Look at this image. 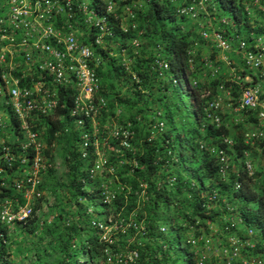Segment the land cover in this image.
Here are the masks:
<instances>
[{
	"label": "built area",
	"instance_id": "2783aa9c",
	"mask_svg": "<svg viewBox=\"0 0 264 264\" xmlns=\"http://www.w3.org/2000/svg\"><path fill=\"white\" fill-rule=\"evenodd\" d=\"M148 1L0 0L1 226L16 224L24 227L33 217L32 202L37 196L38 176L43 170L37 122L49 120L57 109L64 108L59 92H71L72 105L65 109L67 122L72 123L73 130H82L76 140L81 158L85 159L88 152L98 155L95 139L89 141L86 133L88 126L94 128L95 115L105 107L104 99L99 96L100 84L95 72L102 60L94 52L101 49L104 39L113 37L112 25L122 34L134 32L135 14L146 8ZM209 1L191 0L187 7L177 8L176 14L193 18L198 13L196 9ZM252 5L261 9L264 0H252ZM244 11L249 14L247 8ZM121 19L129 21L126 27H122ZM220 22L224 24L223 20ZM79 29L87 30L89 34L79 36ZM199 35L202 40L211 41L220 53L239 54L242 68L256 75L259 83H264V42L261 36H250L247 41V36L243 34L233 33L226 37L209 29L201 30ZM158 65L166 68L162 63ZM230 81L239 89L236 109L253 114L258 123L253 132L243 134V143L263 141V90L259 84L253 83L249 75ZM215 109L209 104L205 109V118L217 127L219 120L213 114ZM57 119L62 121L64 118L59 115ZM62 127L61 130L66 133L68 126L64 123ZM223 143L226 147L231 146L229 140H223ZM122 144L126 146L125 142ZM213 153L217 175L224 177L230 165L224 149L216 148ZM246 154L245 150L241 153L240 169L246 178H250L253 171ZM99 162L96 159L87 167V177L90 178L93 170L102 165ZM241 187V182L233 183L234 191ZM140 193L139 196H142L143 191ZM208 200L215 202V194H211ZM110 201L104 202L108 204ZM238 224L242 235L232 233L221 251L212 253L211 264H264V243L254 239L255 231L244 227L240 217ZM228 226L233 229L234 224ZM94 228L102 230L99 224ZM0 239H4L1 231ZM98 240L107 264H136L134 250L111 256V241L104 236ZM206 244L207 240L204 241ZM196 264H202L201 258Z\"/></svg>",
	"mask_w": 264,
	"mask_h": 264
},
{
	"label": "trees",
	"instance_id": "16d2710c",
	"mask_svg": "<svg viewBox=\"0 0 264 264\" xmlns=\"http://www.w3.org/2000/svg\"><path fill=\"white\" fill-rule=\"evenodd\" d=\"M190 1L186 0L184 5L179 7H187ZM206 4L210 5L209 21H214L213 11L214 4H216L221 16L226 13L230 15L229 20L236 33H240V28H242L245 33L264 35V27L257 23L253 29L249 27V18L243 12L240 0H210ZM179 7L170 0H149L145 10L135 14L136 29L134 32L122 34L113 27V34L116 35L114 40L119 43L120 48L123 49L126 42L136 41L138 43V53L134 57V66L131 68L137 78V85L131 83L132 95L128 94L119 98L117 93L113 92V100L108 101L107 104L111 107L113 103H117L127 108L128 118L126 121H129L132 132L130 144L135 148V152L132 154L134 167L124 165L118 172V181L124 190L113 196L107 210L115 218L123 221L133 214V220L142 224L141 238L148 241L141 243V247L134 249L129 243H119L122 249L135 250L136 264H177V251L181 252L184 264H195L194 255L189 251L185 238L181 239L180 237V232L185 228L176 225L180 222V224L184 223L185 227L194 226V229L203 228L205 230L207 223L216 216L215 212L207 210L209 195L213 191L216 201L225 198L229 203L230 201L237 202L236 211L241 223L246 228L253 229L255 231L254 238L258 242L264 243V172H256L252 177L246 178L244 172L238 169L235 173L228 172L226 181L220 183L215 160L207 154L205 149L200 148L207 144L223 149L222 140L230 138L232 149L236 155H241V151L247 149V145L242 143L243 132L240 128L230 132L224 126L215 127L211 121L205 118L206 102L212 100L217 86L222 85L229 91L231 105L234 108L237 106L239 89L230 81L220 82V80L209 82L206 84L207 87L196 84V88L192 91H186L179 86L183 82V77L189 76V52L196 36V26L194 27L193 24L196 22L192 21L195 20L194 17L178 16L176 9ZM203 29L205 28L198 30V36ZM222 30L228 32L231 29L223 27ZM98 54L104 63H101L95 72L100 81L99 95L105 96L104 87L116 88L119 78L125 74V69L119 64L116 65L112 60H105L106 55L102 51H99ZM155 56L168 65L167 74L175 80L178 86L169 89V98L165 93L156 96V99L166 98V103L163 105L166 130L163 135L149 140V133L143 131L147 124L142 118L148 107L140 91L145 90L149 95L152 93L156 75L150 72L149 66L155 60ZM241 72V74L244 73L243 69ZM193 77L195 76H191V79H194ZM169 82L171 83V80ZM166 87H163V91L167 90ZM136 88L139 90L135 91ZM203 88L211 90V95L201 97L199 90ZM59 96L64 108L57 109L54 116L45 123L48 143L52 140V134L56 129L67 123L65 108L72 105L70 91L59 92ZM59 115L63 116L64 121H58L57 116ZM241 115L246 116L249 123H256L255 116L248 111L242 110ZM80 131L82 132V130ZM80 131H70L66 140L68 142L77 140ZM259 146L264 154V142H261ZM70 156L74 158L73 154ZM173 158H175L174 161H172ZM82 166V162L76 161L70 166V169L73 171L72 173L75 171L77 173L78 168ZM87 166L90 165L87 164ZM161 169H164L165 173L157 175V171ZM75 174H72L68 180V186L72 189L70 191L71 199H91L94 196V191L89 194V191H86L82 186L83 183L75 180ZM168 180H172V182L167 183ZM236 181L241 182L242 187L234 192L232 185ZM138 182L146 185L144 199L139 196ZM252 182L254 183L251 184ZM204 184H208L209 189H204ZM249 205L253 207H249ZM164 214H169L172 222L167 231L172 232V226H176L170 236L164 235L158 230L160 223L167 222L163 217ZM69 219L71 220L70 225L63 233L57 235L62 255L58 264H74V260L69 256L68 244L77 235L75 224H78L79 228L87 227L90 224L88 216L80 213L79 209L72 213ZM28 226L26 230L31 232L33 228ZM130 232L133 231L130 230ZM82 234L80 248L85 255L101 253L102 245L97 234L88 231V229L83 230ZM149 241L152 242L151 245L148 244ZM160 242H165L166 249L158 257ZM174 243H176V251ZM2 255L3 251L0 247V264H4Z\"/></svg>",
	"mask_w": 264,
	"mask_h": 264
},
{
	"label": "rangeland",
	"instance_id": "374dc122",
	"mask_svg": "<svg viewBox=\"0 0 264 264\" xmlns=\"http://www.w3.org/2000/svg\"><path fill=\"white\" fill-rule=\"evenodd\" d=\"M171 1L179 7L183 6L186 0ZM243 2L249 9V27H252L253 29L255 23L264 27V6H262V9H257L248 3L250 0H243ZM144 8L145 7H143L142 10H145ZM209 9L210 5L204 3L201 7L196 9L198 13L194 17L195 20H192L193 22H196L193 23L194 27L196 26V36L193 40L192 49L189 52V76L187 78L183 77V82L179 85L186 91L194 90L196 84L207 87L206 84L213 80L227 82L230 81L229 79L241 76L242 73L240 55L220 53L214 48L211 41H203L199 38L200 35L198 36V30L200 28L218 30L220 32H223V27H228L231 31L233 30L230 24L231 21H229L230 15L226 13L221 16L216 4H214L213 11L214 21L208 22L207 20L210 18L208 12ZM221 19L228 21V26L221 24ZM120 23L122 27H126L129 21L121 19ZM113 27L115 28L114 25H112V28ZM81 31L80 29L77 30L79 36L82 34H89L87 30ZM240 33H243L242 28H240ZM115 37L116 35L113 34L112 38L104 39L100 44L101 49H97L94 52L95 56L99 57L98 52L102 51L106 55L105 60H112L116 65L119 64L125 69V74L119 78L116 88L108 89L107 87H104L103 91L105 96H103L102 92V95L99 96L104 99L105 107L95 115L94 128L88 126L86 130L89 141L92 142L93 139H95V142L97 143L98 155L95 156L88 152L86 158L83 159L80 156L81 151L79 150L76 140L73 142H68L66 140L69 132L73 131L71 122L66 123L68 126V131L66 133L61 130L63 124L56 129L52 134L53 138L49 143L46 139L47 127L45 123L47 121L41 120L37 122L42 144L39 154L43 170L38 176L39 184L36 189L37 196H35V200L32 202L33 217L27 222L30 226L26 224L33 229L29 232L26 230L27 226L21 227L14 224L3 227L0 225V231L4 236V239H0L4 264H58L62 255L59 249L60 243L57 235L63 233L70 225V215L77 209L80 210V213L88 216L90 224L87 227L81 226L82 228H79L77 226L78 224H75L77 235L74 237L72 236L73 240L68 244L70 252L69 256L70 259L74 260V264H107L104 262L102 253L97 255L90 254V256H92L90 257L87 254L85 255L84 251L81 250L80 240L83 238V230L86 229L90 232H95L98 239H101V237L104 236L105 239L111 241L109 249V254L111 256L129 251L125 248H121L119 244L121 242L129 243L134 249H136L141 247V243L148 241L147 239L141 238L142 224L133 220V214L130 215L126 221L115 218V216L107 210L110 203L107 204L104 202L110 201L111 196H115L124 190L120 186L117 176L123 166L129 165V167H134L132 154L135 152V148L130 144L131 137L128 135L131 132V125L129 121H126L128 118L127 108L123 105H118L117 103H113L111 107L107 106V104L108 101L113 100V92L117 93L116 95L119 98L128 94L132 95L133 92L130 88L132 86L131 83L137 85V78L134 76V72L131 68L134 66V57L138 53V43L136 41L126 42L125 47L122 49L120 48L119 43L114 40ZM262 42H264V37ZM154 59L153 63L149 66L150 72L156 75V80L153 82L154 86L151 90L152 93L149 95L145 90H142V92L140 91L144 100H146L148 107V110L144 112L142 118H144V122L147 124V127L143 128V131L149 133V140H153L159 137V135H163V132L166 130L163 118V105L166 103V98L156 99V96L165 93L166 97L169 98V89L178 86V84L175 83V80L171 79L167 74L168 65L161 61L158 56H155ZM157 60L159 63H162V65H165L166 68L158 65ZM101 63H104V61H101ZM190 74L191 76H195L193 77L194 79H191ZM169 80H171V83ZM163 87H166L167 90L163 91ZM138 90L139 89L137 88L135 89V91ZM210 92L211 90H207L206 88L199 90L201 97L210 96ZM227 93L228 90L222 85L217 86L214 96H212V100L206 102V107L209 104L216 107L213 114H215L219 120L218 125L224 126L230 132H234L237 128H240L243 134L253 132L254 127L258 126V123H249L246 120V116L241 115L242 110L232 107L231 96ZM227 139L231 140L230 138ZM124 142L126 143V146H123L122 143ZM261 142H264V140H254L247 144L243 143V145H247L246 158L250 162L254 173L264 172V154L261 152L259 146ZM204 146L207 149V154L214 157L213 151L215 147L207 144ZM224 153L227 157V162L230 163L226 173L234 171L237 165L242 164V157L236 155L233 149L227 147ZM71 154L74 155V158L70 156ZM96 159L102 162V165L97 170H93L91 177L89 178L86 175L87 167H89L87 164L92 165ZM174 160L175 158L172 159V161ZM76 161L82 162L83 166L78 168L77 173L76 171L72 173L73 171L70 169V166L76 163ZM164 173V169L157 171V175ZM72 174H75V180L77 182L84 181L82 186H84L86 191H89V194L94 191V196H92L91 199H71L70 191L72 189L68 186V180ZM79 175L83 176L80 177ZM226 178V174L224 177L218 176L220 183L226 181ZM170 182H172V180H168L167 183ZM253 183L254 182L251 184ZM137 188L138 190L143 191V195L140 197L144 199L146 185L138 182ZM206 188L209 189L208 184H204V189ZM213 193L215 192L213 191L211 194ZM237 206L236 201H230L229 203L225 198H220L215 202L209 200L207 210L215 212L216 216L212 221L207 223L205 230L203 228L194 229V226L185 227L184 223H177V227L180 226L185 228L180 232V237L181 239L185 238L189 251L194 255L195 264L200 258L202 264H211L213 262L212 253L221 251V248L225 245L226 240L232 235V233H237L238 230L241 231L240 225L238 224L239 216L236 211ZM249 207L253 206L249 205ZM163 217L167 222L164 224L160 223L158 225V230L162 234L170 236L175 231L176 226L173 225L172 232H168L167 228L171 226L172 222L169 214H164ZM91 223H94V225ZM230 223L234 224L233 229L229 228L228 225ZM97 224L102 227V230L94 228ZM130 230L133 232H130ZM238 234L242 235V232H239ZM191 240L194 241L193 244L190 243ZM206 240L208 241V244L205 246L204 241ZM148 244L151 245L152 242L149 241ZM175 244L176 243H174V247L176 251ZM158 248L159 252L157 255L159 257L162 254V251L166 249L165 242H160ZM169 254H171L170 251ZM182 259L181 252L177 251V264H184Z\"/></svg>",
	"mask_w": 264,
	"mask_h": 264
},
{
	"label": "clouds",
	"instance_id": "9594fccd",
	"mask_svg": "<svg viewBox=\"0 0 264 264\" xmlns=\"http://www.w3.org/2000/svg\"><path fill=\"white\" fill-rule=\"evenodd\" d=\"M171 1V0H170ZM241 1V5H242V7H243V12L246 14V12L244 11V9L245 8H247L248 9V7L247 6H245V4H244V2H243V0H240ZM250 5H252V0H250V2H248ZM253 6V5H252ZM262 6H264V5H262ZM256 8V7H255ZM262 9V8H261ZM248 11H249V9H248ZM246 16L248 17L249 16V14H246ZM221 20H223L224 21V19H221ZM230 21V20H229ZM227 23H228V21H224V25L225 26H228L227 25ZM222 24V23H221ZM230 24H231V22H230ZM231 27H232V29H233V26H232V24H231ZM252 28V27H251ZM216 31H218V30H216ZM218 32H220V31H218ZM221 33H223V36H226V37H228V36H230V35H232L233 33L234 34H241V33H236V31L233 29L232 31L230 30V31H228V32H221ZM245 37L247 36V41L248 40H250V36H261L262 37V40H263V37H264V35H262V34H252L251 32H247V33H245V32H243L242 33ZM248 34V35H247ZM202 40V39H201ZM203 41H206V40H203ZM227 53H230V52H227ZM230 54H233V55H236L235 53H230ZM237 55H239V54H237ZM240 62H241V60H240ZM241 69H243L242 68V64H241ZM243 71H244V73L243 74H241V76L242 75H249L251 78H252V81H253V83H256V84H259L260 85V87H261V85L262 84H264V83H259L258 82V80H257V78H256V75H253L252 73H250L249 71H245L244 69H243ZM240 77V76H239ZM230 80V79H229ZM231 82V81H230ZM261 89H262V87H261ZM263 90V89H262ZM264 92V91H263ZM228 93H229V91H228ZM243 110V109H242ZM215 126V125H214ZM219 126V125H218ZM217 126V127H218ZM223 140H229V139H227V138H224ZM223 140H222V143H223ZM230 142H231V146H229V148H231L232 149V141L231 140H229ZM242 143H243V140H242ZM224 144V143H223ZM200 148H202V149H205L206 151H207V149H206V147L205 146H201ZM216 149V148H215ZM214 149V150H215ZM224 151L227 149V147H226V144H224ZM245 150V149H244ZM244 150H242V151H244ZM242 151H241V153H242ZM246 151V150H245ZM214 154V153H213ZM214 156V155H213ZM239 157H241V155H238ZM213 159L215 160V158L213 157ZM238 169H240V165H237L236 166V169L234 170V171H231V172H233V173H235V171L236 170H238ZM241 170V169H240ZM253 171V170H252ZM253 173H254V171H253ZM253 175V174H252ZM227 176V175H226ZM220 180V179H219ZM253 181V180H252ZM232 190H233V185H232ZM234 191V190H233ZM234 192H236V191H234ZM244 226V225H243ZM245 227V226H244ZM240 229H241V231H239L238 230V232H242V228L240 227Z\"/></svg>",
	"mask_w": 264,
	"mask_h": 264
},
{
	"label": "crops",
	"instance_id": "0c3cea01",
	"mask_svg": "<svg viewBox=\"0 0 264 264\" xmlns=\"http://www.w3.org/2000/svg\"><path fill=\"white\" fill-rule=\"evenodd\" d=\"M261 87H262V89H263V91H264V84H262Z\"/></svg>",
	"mask_w": 264,
	"mask_h": 264
}]
</instances>
